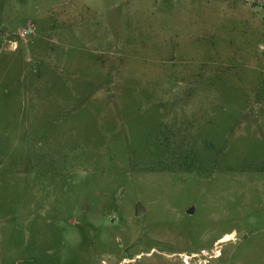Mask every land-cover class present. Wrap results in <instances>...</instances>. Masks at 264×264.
Masks as SVG:
<instances>
[{"label": "rangeland", "instance_id": "rangeland-1", "mask_svg": "<svg viewBox=\"0 0 264 264\" xmlns=\"http://www.w3.org/2000/svg\"><path fill=\"white\" fill-rule=\"evenodd\" d=\"M0 264H264V0H0Z\"/></svg>", "mask_w": 264, "mask_h": 264}, {"label": "water", "instance_id": "water-1", "mask_svg": "<svg viewBox=\"0 0 264 264\" xmlns=\"http://www.w3.org/2000/svg\"><path fill=\"white\" fill-rule=\"evenodd\" d=\"M193 211V208L190 209V211L188 213H191ZM142 212H144L143 207L140 205L139 202H137L135 204V216H138L139 214H141Z\"/></svg>", "mask_w": 264, "mask_h": 264}, {"label": "built area", "instance_id": "built-area-1", "mask_svg": "<svg viewBox=\"0 0 264 264\" xmlns=\"http://www.w3.org/2000/svg\"><path fill=\"white\" fill-rule=\"evenodd\" d=\"M30 33L28 30H22L19 34L20 38L25 39L27 35Z\"/></svg>", "mask_w": 264, "mask_h": 264}, {"label": "flooded vegetation", "instance_id": "flooded-vegetation-1", "mask_svg": "<svg viewBox=\"0 0 264 264\" xmlns=\"http://www.w3.org/2000/svg\"><path fill=\"white\" fill-rule=\"evenodd\" d=\"M218 241H219V239H218V240H216V241H214V242H213V244H212V246H213L214 244H216V245H217V244H218ZM161 242H162V241H161ZM216 257H217V256H216ZM127 258H128V257H125L124 259H127Z\"/></svg>", "mask_w": 264, "mask_h": 264}]
</instances>
